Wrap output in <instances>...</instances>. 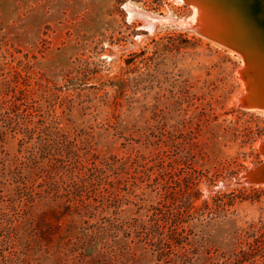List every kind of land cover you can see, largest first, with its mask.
Here are the masks:
<instances>
[{"label": "rangeland", "instance_id": "374dc122", "mask_svg": "<svg viewBox=\"0 0 264 264\" xmlns=\"http://www.w3.org/2000/svg\"><path fill=\"white\" fill-rule=\"evenodd\" d=\"M128 3L194 15L185 0H0V145L62 141L70 109L92 113L146 145L152 177L200 178L192 264H264V185L237 183L264 159V110L239 102L242 56L196 21L146 31Z\"/></svg>", "mask_w": 264, "mask_h": 264}, {"label": "trees", "instance_id": "16d2710c", "mask_svg": "<svg viewBox=\"0 0 264 264\" xmlns=\"http://www.w3.org/2000/svg\"><path fill=\"white\" fill-rule=\"evenodd\" d=\"M87 116L70 109L62 141L0 145V264H192L200 178L152 177L145 144Z\"/></svg>", "mask_w": 264, "mask_h": 264}, {"label": "water", "instance_id": "95a60500", "mask_svg": "<svg viewBox=\"0 0 264 264\" xmlns=\"http://www.w3.org/2000/svg\"><path fill=\"white\" fill-rule=\"evenodd\" d=\"M216 1H203L206 4L209 2L215 4H212L215 6L214 10H210L208 7L204 8L207 12L203 11L202 20L198 19L193 27L203 36L242 56L244 65L239 71L245 83V93L239 99L240 105L244 109L263 111L264 0ZM130 11L132 18L142 20V27L146 31H154L165 22L177 24L180 22V19L171 15H164L165 19H160V15H155L134 5L130 6ZM259 148L264 156V140L260 142ZM237 183L264 185V159L258 165L246 170Z\"/></svg>", "mask_w": 264, "mask_h": 264}, {"label": "bare ground", "instance_id": "6f19581e", "mask_svg": "<svg viewBox=\"0 0 264 264\" xmlns=\"http://www.w3.org/2000/svg\"><path fill=\"white\" fill-rule=\"evenodd\" d=\"M185 1L190 3L192 5V7L194 8V15L188 21H184L185 20L184 18H178V19H180L179 24L182 25V26H186V25L188 26V23H193L194 21L197 22L198 19H199V21L202 20L203 14L207 12L206 11L207 7L210 10H212V9L214 10V7H212V5H206V3L203 2L204 0H185ZM132 5L137 6V5L133 4V3H128L127 4V9H129V12H130L131 16H132V12L130 11V6H132ZM137 7H139V6H137ZM204 8H206V9H204ZM203 11H204V13H203ZM154 14L156 15L157 13H154ZM157 15H159V14H157ZM165 16H170V14L169 15H165ZM159 18L160 19H162V18L165 19V17L164 16L161 17V15H160Z\"/></svg>", "mask_w": 264, "mask_h": 264}]
</instances>
